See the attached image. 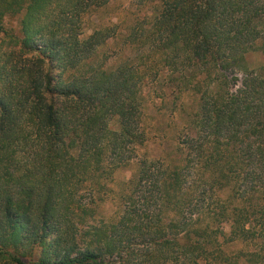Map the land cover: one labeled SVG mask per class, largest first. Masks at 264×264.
<instances>
[{
	"label": "trees",
	"instance_id": "1",
	"mask_svg": "<svg viewBox=\"0 0 264 264\" xmlns=\"http://www.w3.org/2000/svg\"><path fill=\"white\" fill-rule=\"evenodd\" d=\"M112 1L0 0V264H264V0H154L110 67L84 20ZM148 83L182 124L162 158Z\"/></svg>",
	"mask_w": 264,
	"mask_h": 264
},
{
	"label": "rangeland",
	"instance_id": "2",
	"mask_svg": "<svg viewBox=\"0 0 264 264\" xmlns=\"http://www.w3.org/2000/svg\"><path fill=\"white\" fill-rule=\"evenodd\" d=\"M154 0H116L104 7L88 13L84 20L85 34L94 28L108 27L113 36L103 44L97 53V60L105 66H115L123 60L133 61V56L138 50L133 44L128 43V34L131 32L134 22L143 21L149 15ZM11 21V20H10ZM14 22L13 20L11 21ZM262 60V55L252 57L253 63ZM154 83L145 84L142 90V125L146 131V142L137 151L138 157L162 158L174 151L176 137L181 124L178 111L171 100L158 97V89ZM187 110L195 106L194 98L187 95L183 98ZM179 102V101H178ZM112 127L116 128V124ZM135 164L128 166L115 173L114 186L126 182L132 175ZM116 210L111 200H106L102 205L105 215H111Z\"/></svg>",
	"mask_w": 264,
	"mask_h": 264
}]
</instances>
